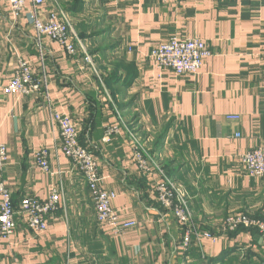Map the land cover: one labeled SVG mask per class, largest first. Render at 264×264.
Listing matches in <instances>:
<instances>
[{
  "label": "crops",
  "instance_id": "0c3cea01",
  "mask_svg": "<svg viewBox=\"0 0 264 264\" xmlns=\"http://www.w3.org/2000/svg\"><path fill=\"white\" fill-rule=\"evenodd\" d=\"M26 0L17 19L0 2V88L18 61L27 62L38 93L0 94L3 179L15 209L26 198L60 193L46 231L21 217L0 264H264V237L224 232L225 219L243 214L264 223V179L251 180L240 155L264 141V0H42L39 19L55 14L84 47L93 67L33 31ZM171 38L203 41L211 56L196 75L157 71L151 49ZM130 49V52L128 51ZM51 111L68 116L80 145L98 165L113 210L135 226L114 237L97 224L86 184L61 151ZM238 116L239 121L226 120ZM118 133L104 143L106 129ZM236 135H239L237 138ZM144 150L150 172L133 156ZM44 150L50 174L35 165ZM171 179L186 194L199 234L181 248L184 228L156 201L155 186Z\"/></svg>",
  "mask_w": 264,
  "mask_h": 264
},
{
  "label": "built area",
  "instance_id": "2783aa9c",
  "mask_svg": "<svg viewBox=\"0 0 264 264\" xmlns=\"http://www.w3.org/2000/svg\"><path fill=\"white\" fill-rule=\"evenodd\" d=\"M26 0H0L8 5L10 13L17 19L24 12ZM137 2L140 0H136ZM162 4H177L187 0H156ZM238 1V0H228ZM33 6L42 5V0H32ZM33 8L27 13L32 24L33 31L38 37H47L59 44L66 54L74 56L76 46L80 47L84 63L93 67L90 55L79 42H73L69 26L59 19L57 15L50 14L45 20L36 15ZM130 52V49H128ZM211 56L206 44L193 38L190 40H179L171 38L151 49L149 59L153 67L162 72L168 70L176 76L185 74L196 75L204 61ZM42 88V81L36 79L27 62L18 61L16 71L7 85L0 88V94L10 96H26L38 93ZM226 120L237 122L238 116H228ZM51 123L58 129L61 138V151L64 156L78 169L86 184L90 201L93 206L97 224L107 227L111 234L116 237L122 235L126 230L135 226L133 222H123L113 210L112 203L116 199L115 193L104 189L99 177L98 165L92 154L84 149L79 143L78 132L71 119L64 115L51 111ZM118 133L117 128L106 129L103 138L104 143H109L114 135ZM238 138L239 135H236ZM144 150L138 148L133 156L138 170L143 174L150 172L148 159ZM8 156L6 146L0 144V237L8 240L16 229L17 217H21L29 230L41 235L47 229V217L59 208L60 193L53 190L51 195L44 201L26 198L21 201L18 209H15L11 200L9 190L5 185L3 173L7 164ZM239 163L243 166L246 176L251 180L264 179V141L256 149L239 156ZM36 167L44 174H50L47 162V152L39 151L34 158ZM156 201L159 206L170 212L174 219L184 228L181 248L186 251L192 239L198 241L200 238L217 239L209 234H199L193 227V215L185 192L171 179H164L155 186ZM247 232L255 230L264 237V223L258 219L234 214L227 217L224 223V232H235L238 229Z\"/></svg>",
  "mask_w": 264,
  "mask_h": 264
},
{
  "label": "trees",
  "instance_id": "16d2710c",
  "mask_svg": "<svg viewBox=\"0 0 264 264\" xmlns=\"http://www.w3.org/2000/svg\"><path fill=\"white\" fill-rule=\"evenodd\" d=\"M79 143H80V142H79ZM241 229H242V228H241ZM241 229H238L236 232L240 231ZM242 230H243V229H242ZM249 232H250V234H255L256 231H255V230H250Z\"/></svg>",
  "mask_w": 264,
  "mask_h": 264
},
{
  "label": "rangeland",
  "instance_id": "374dc122",
  "mask_svg": "<svg viewBox=\"0 0 264 264\" xmlns=\"http://www.w3.org/2000/svg\"><path fill=\"white\" fill-rule=\"evenodd\" d=\"M233 215H234V214H233ZM242 215H243V214H242ZM246 216H247V215H246ZM228 217H229V216H228ZM226 219H227V218H226ZM226 219H225V220H226ZM235 232H236V231H235ZM227 233H228V232H227ZM229 233H230V232H229Z\"/></svg>",
  "mask_w": 264,
  "mask_h": 264
}]
</instances>
